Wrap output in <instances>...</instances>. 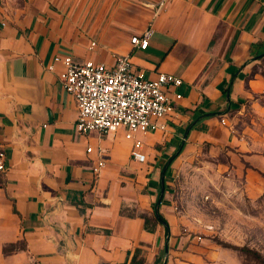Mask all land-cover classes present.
I'll return each instance as SVG.
<instances>
[{"label":"crops","instance_id":"0c3cea01","mask_svg":"<svg viewBox=\"0 0 264 264\" xmlns=\"http://www.w3.org/2000/svg\"><path fill=\"white\" fill-rule=\"evenodd\" d=\"M148 30L147 49L133 47L131 37ZM66 55L110 68L129 55L147 79H182L175 115L138 137L145 162L133 159L124 131L77 130L62 66L50 69ZM263 62L264 0H0V264L158 256L165 234L144 226L159 195L160 213L171 200L164 178L189 152L234 140L230 116L264 98L263 77L252 76Z\"/></svg>","mask_w":264,"mask_h":264},{"label":"rangeland","instance_id":"374dc122","mask_svg":"<svg viewBox=\"0 0 264 264\" xmlns=\"http://www.w3.org/2000/svg\"><path fill=\"white\" fill-rule=\"evenodd\" d=\"M256 74L264 79V62ZM230 118L233 141L189 152L177 173L164 178L171 200L161 214L170 235L158 256L138 252L142 264H264V98Z\"/></svg>","mask_w":264,"mask_h":264},{"label":"built area","instance_id":"2783aa9c","mask_svg":"<svg viewBox=\"0 0 264 264\" xmlns=\"http://www.w3.org/2000/svg\"><path fill=\"white\" fill-rule=\"evenodd\" d=\"M164 1L160 3V7ZM151 30L131 37V45L147 49ZM92 47L96 43L91 44ZM60 64V81L67 93L78 104L77 130L81 134H99L124 131L127 140L133 141L132 157L145 162L144 144L140 135L160 128V121L173 117L176 101L181 95L174 92L183 81L167 73H159L151 80L142 71L136 70L129 55L116 58L114 67L93 61L76 62L70 55L55 57L54 65ZM89 147L87 153H92ZM103 151H99L102 155ZM5 153L0 152V171L6 169ZM105 167L103 159L94 169L96 175Z\"/></svg>","mask_w":264,"mask_h":264},{"label":"trees","instance_id":"16d2710c","mask_svg":"<svg viewBox=\"0 0 264 264\" xmlns=\"http://www.w3.org/2000/svg\"><path fill=\"white\" fill-rule=\"evenodd\" d=\"M180 152H181V149H178L176 153H174L168 159V162L166 163L164 167L163 173H166V170H168L170 164L172 163L173 160H175V158L180 154ZM162 200H163V196L159 195L156 202L153 204V219H152L153 221L149 220L148 218H145L144 228L147 232L154 233L156 230V226L161 225L164 228V234H165V237L167 238L170 235V227H169L168 221L160 213V206H161ZM168 249H169L168 242H166L162 253L168 252ZM137 254H138V251H137ZM137 258H138L137 255H135V257H133L130 263H124V264H142L140 261H138ZM155 264H161V263L158 260Z\"/></svg>","mask_w":264,"mask_h":264}]
</instances>
